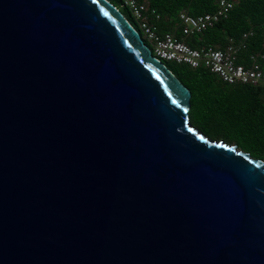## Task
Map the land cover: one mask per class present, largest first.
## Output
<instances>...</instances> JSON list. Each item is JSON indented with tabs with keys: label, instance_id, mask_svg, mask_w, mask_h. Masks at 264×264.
<instances>
[{
	"label": "water",
	"instance_id": "obj_1",
	"mask_svg": "<svg viewBox=\"0 0 264 264\" xmlns=\"http://www.w3.org/2000/svg\"><path fill=\"white\" fill-rule=\"evenodd\" d=\"M110 0H0V264H264V161Z\"/></svg>",
	"mask_w": 264,
	"mask_h": 264
},
{
	"label": "trees",
	"instance_id": "obj_2",
	"mask_svg": "<svg viewBox=\"0 0 264 264\" xmlns=\"http://www.w3.org/2000/svg\"><path fill=\"white\" fill-rule=\"evenodd\" d=\"M110 1L115 5L121 3L119 0ZM137 1L147 4L150 12L154 10L160 16V20L154 22L162 34L179 29L182 12L191 16L213 13L220 0ZM229 1L234 8L228 18L192 38L190 44L222 48L230 38L240 40L244 33L253 30L255 35L240 57V62L247 63L252 55H264V0ZM125 9L123 14L140 32L137 21L129 9ZM260 63L264 69V60ZM169 68L192 93L190 121L195 127L209 137L235 144L252 157L264 161V90L261 86L228 85L207 69H192L186 65Z\"/></svg>",
	"mask_w": 264,
	"mask_h": 264
},
{
	"label": "built area",
	"instance_id": "obj_3",
	"mask_svg": "<svg viewBox=\"0 0 264 264\" xmlns=\"http://www.w3.org/2000/svg\"><path fill=\"white\" fill-rule=\"evenodd\" d=\"M131 12L139 25L141 34L155 57L167 63L186 65L192 69H207L228 85L261 86L264 90V55H252L248 62H240L249 40L255 35L250 30L240 40L230 38L222 48L208 45L192 46L190 40L214 28L227 19L234 8L229 0H220L213 13L191 16L188 12L179 15L180 26L173 31L160 33L154 21L160 20L156 11H149L147 4L137 0H119Z\"/></svg>",
	"mask_w": 264,
	"mask_h": 264
},
{
	"label": "rangeland",
	"instance_id": "obj_4",
	"mask_svg": "<svg viewBox=\"0 0 264 264\" xmlns=\"http://www.w3.org/2000/svg\"><path fill=\"white\" fill-rule=\"evenodd\" d=\"M116 6L122 11V12H124V13H126V9H125V7L123 6V4L122 3H116ZM142 37H143V39L145 40V37L143 36V34H142ZM166 65L167 66H169V67H175L176 65L175 64H173V63H166ZM199 129V128H198ZM200 130V129H199ZM201 131V130H200ZM202 132V131H201ZM204 133V132H203ZM206 135V134H205ZM207 136V135H206ZM209 137V136H208ZM210 139H212V140H216L214 137H209ZM223 138V137H222Z\"/></svg>",
	"mask_w": 264,
	"mask_h": 264
}]
</instances>
